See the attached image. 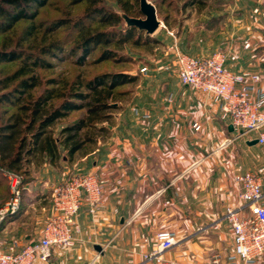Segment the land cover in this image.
Listing matches in <instances>:
<instances>
[{
	"label": "crops",
	"instance_id": "obj_1",
	"mask_svg": "<svg viewBox=\"0 0 264 264\" xmlns=\"http://www.w3.org/2000/svg\"><path fill=\"white\" fill-rule=\"evenodd\" d=\"M218 3L221 10L211 15L205 41L192 36L190 53L238 54L237 61L226 65L235 72L258 73L256 87L264 92V0ZM245 40L251 47H243ZM164 67H150L132 83L128 102L120 103L108 134L99 137L91 152L72 161L62 158V164L29 163L31 181L22 210L0 224V252L40 236L52 211V186L66 178L64 168H76L104 180L100 207L91 214L83 202L74 246H53L48 260L34 264H150L142 255L163 229L177 236L176 245L164 254L175 264H244L230 258L232 234L223 214L226 206L239 204L233 176L264 166V144L249 143L256 132L237 135L230 130L219 99L181 84ZM56 166L62 168L60 174ZM214 222L217 229L209 227ZM254 264H264V254Z\"/></svg>",
	"mask_w": 264,
	"mask_h": 264
},
{
	"label": "trees",
	"instance_id": "obj_2",
	"mask_svg": "<svg viewBox=\"0 0 264 264\" xmlns=\"http://www.w3.org/2000/svg\"><path fill=\"white\" fill-rule=\"evenodd\" d=\"M107 1L113 4L107 6ZM45 3L0 0V104L8 105L0 111V172L20 175L21 185L29 176L28 165L33 158L55 165L63 155L72 161L81 152H91L99 137L108 134L114 111L122 109L120 101L130 94L129 89L120 86L138 79L137 74L129 72L90 74L85 68L75 74L58 72L44 78L39 70L53 67L46 57L63 60L68 57L64 55L80 52L73 64L82 67L97 48L98 57L89 64L117 59L118 48L121 50L130 41L138 45L142 36L145 43L159 42L143 30L125 25L120 14H139L138 0H71L72 5L83 4L82 14L67 13L42 28L35 18ZM206 4L207 0H186L183 6L196 5L200 9ZM22 21L28 24L18 29ZM67 25L77 32L74 36L51 37ZM68 41L71 44L65 49L63 44ZM21 210L22 202L17 212L1 223Z\"/></svg>",
	"mask_w": 264,
	"mask_h": 264
},
{
	"label": "built area",
	"instance_id": "obj_3",
	"mask_svg": "<svg viewBox=\"0 0 264 264\" xmlns=\"http://www.w3.org/2000/svg\"><path fill=\"white\" fill-rule=\"evenodd\" d=\"M245 49L251 42H243ZM236 53L217 50L208 56L177 54L176 70L183 85L210 94L219 99L223 112L237 135L256 132L257 142L264 144V92L257 90L260 75L249 70L235 72L227 60L237 61ZM164 69L170 70L169 66ZM142 71L146 73L147 69ZM10 189L9 200L0 207V223L17 212L22 196L21 177L12 171L4 172ZM238 187L239 204L226 206L223 218L230 225L233 243L231 259L244 264L254 262L264 254V166L255 171H246L233 176ZM104 180L93 172H77L56 182L51 189V214L47 217L40 236L22 245L0 252V264H34L46 261L53 246L66 250L74 246L75 233L80 226L77 221L79 210L86 202L88 212L94 214L101 204ZM166 204L168 201L165 202ZM217 229L218 223L209 225ZM201 229H205L202 227ZM177 243L173 230L163 229L156 233L155 243L142 255L144 262L175 264L164 254Z\"/></svg>",
	"mask_w": 264,
	"mask_h": 264
},
{
	"label": "rangeland",
	"instance_id": "obj_4",
	"mask_svg": "<svg viewBox=\"0 0 264 264\" xmlns=\"http://www.w3.org/2000/svg\"><path fill=\"white\" fill-rule=\"evenodd\" d=\"M149 1L156 5L157 18L158 20L161 21V26L157 29L155 33L148 36L157 38L159 40L158 43H151V42L145 43L142 41L144 38L142 36L141 38L142 40H140L141 43L138 45H133L132 41H130L121 50L119 48L118 49L116 48L117 54L120 56L117 57V59L110 58V59L101 60L94 64H89L90 60L96 59L98 57L100 49L97 48L86 57L85 60L87 64L86 66H82V67H77L73 64L74 60L80 55V52H76L72 55H64L68 57H66L63 60H60L57 57L56 58L51 56L46 57L47 60L52 62L53 67L39 70L41 76H43L44 78H49L51 76L57 75L58 72H63L65 74L66 73L75 74L77 73L78 70H81V68H85L86 70H88V73L90 74L100 73V72L124 71L132 74H137L139 78L141 77L142 74L144 75L148 73V68L150 67L155 68L157 65L159 67L169 66L171 70H173V71L170 70V72L171 73L174 72V70H176L177 54L192 55L190 53L191 45L193 44L195 45V43L194 41H192L193 39H191V37L200 36L201 41L203 42L205 41L207 24H209L212 21L210 19L211 15L215 14V12H220L221 10L220 3H218L220 0H207L206 6L200 9L196 5L184 7L183 5L185 4L186 0H149ZM112 4H113L112 1L106 2L107 6ZM83 9L84 6L82 3L72 5L71 0H46L44 6L38 9V13L36 15L35 21L41 22L42 28H44V26L49 24L50 21H53L60 17H64L67 15V13L70 16H75V15L79 16L80 14H82ZM133 17H143V15L139 13ZM27 24H28L27 21H22V23H19L18 29L25 27ZM92 24H95V21H93ZM42 28L40 30H42ZM40 30L38 32L39 36L42 33V31ZM76 33L77 32L72 30L70 25H67L66 27L60 28V30L55 32V34H52L54 36L51 35V37L55 39L62 37L65 38L66 35L71 34V36H74V34ZM70 44L71 41H68L67 43H64L63 46L66 49L70 46ZM110 48H113V46H110ZM195 56H200V55H195ZM3 65L4 64H2L1 66ZM143 68L147 69L146 73L142 71ZM3 72H6V70L5 71L3 70ZM132 87L133 84L128 83L120 86V89H130ZM39 91L40 88L37 89L35 92H39ZM131 95L132 94H128L129 98ZM128 96L125 97L123 100H121L120 103L126 104L129 99ZM5 106L8 105L0 104V111L2 110V108H5ZM262 153L264 155V149L262 150ZM62 158L66 160V157L64 155ZM33 160H34L33 163L36 164L38 158L35 159L33 158ZM57 164H62V159L59 160ZM57 167H59V169ZM56 168L58 170L57 174H60L62 168L60 166H56ZM63 171L66 173L65 175H63V177L66 178L73 173L80 172V170L76 168L75 169L64 168ZM4 172L6 171L2 170L0 172V207L3 206L9 200L11 195L8 185V180L6 179ZM30 181L31 179L28 176L21 185L22 186L21 202H23V198L27 193L26 186L28 185L30 186ZM46 219L44 218V223ZM149 263L155 264L153 262H149Z\"/></svg>",
	"mask_w": 264,
	"mask_h": 264
},
{
	"label": "water",
	"instance_id": "obj_5",
	"mask_svg": "<svg viewBox=\"0 0 264 264\" xmlns=\"http://www.w3.org/2000/svg\"><path fill=\"white\" fill-rule=\"evenodd\" d=\"M139 10L143 17H131L121 13L126 26H134L139 30H143L146 35H152L161 26V21L157 18V11L153 3L149 0H138ZM230 130L233 127L229 126ZM250 144H256L257 139H252ZM96 250L101 251L100 246H95Z\"/></svg>",
	"mask_w": 264,
	"mask_h": 264
}]
</instances>
